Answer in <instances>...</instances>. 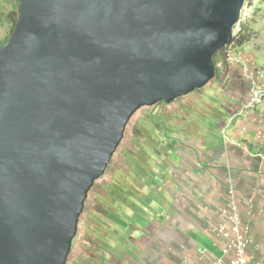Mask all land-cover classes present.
Wrapping results in <instances>:
<instances>
[{
    "label": "water",
    "instance_id": "95a60500",
    "mask_svg": "<svg viewBox=\"0 0 264 264\" xmlns=\"http://www.w3.org/2000/svg\"><path fill=\"white\" fill-rule=\"evenodd\" d=\"M248 0H19L0 45V264H68L132 117L216 77Z\"/></svg>",
    "mask_w": 264,
    "mask_h": 264
},
{
    "label": "crops",
    "instance_id": "0c3cea01",
    "mask_svg": "<svg viewBox=\"0 0 264 264\" xmlns=\"http://www.w3.org/2000/svg\"><path fill=\"white\" fill-rule=\"evenodd\" d=\"M229 87L235 94L221 96L229 110L220 127L178 139L164 160L125 176L124 212L106 228L122 236L99 245L95 264H210L224 257L214 232L233 201L249 228L248 262L264 264V107L245 110L247 85L234 80ZM116 246L123 252L108 250Z\"/></svg>",
    "mask_w": 264,
    "mask_h": 264
},
{
    "label": "rangeland",
    "instance_id": "374dc122",
    "mask_svg": "<svg viewBox=\"0 0 264 264\" xmlns=\"http://www.w3.org/2000/svg\"><path fill=\"white\" fill-rule=\"evenodd\" d=\"M18 8L19 0H0V45L15 30ZM241 29L243 34L252 36V40L242 47L233 46L232 54L251 58L258 70H264V0L246 2ZM220 58L219 72L206 87L169 105L160 103L155 107H144L132 117L109 168L89 193L68 264H95L100 253L99 245L103 242L113 244V235L122 236L120 231L106 234V228L108 230L114 223L112 216L120 217L119 213L124 212L125 176L137 166L142 171L139 166L164 160L170 146L178 139H199L207 131L222 125L223 111L229 109L222 108L221 96L235 94L229 87L234 80L243 85L246 83H243L237 67L228 63V55L222 54ZM240 94L244 96L247 91L244 89ZM105 234L108 235L106 238ZM123 249L119 246L108 248L110 252L119 253Z\"/></svg>",
    "mask_w": 264,
    "mask_h": 264
},
{
    "label": "built area",
    "instance_id": "2783aa9c",
    "mask_svg": "<svg viewBox=\"0 0 264 264\" xmlns=\"http://www.w3.org/2000/svg\"><path fill=\"white\" fill-rule=\"evenodd\" d=\"M242 17L243 9L241 10L240 20L234 28L233 40L237 38L242 31ZM233 46L235 45L230 44L227 46V61L230 65L240 68V76L243 82L248 86V99L244 109L255 110L262 108L264 107V70H258L251 58L243 57L240 54H232L231 49ZM236 116H233L224 124L223 133L225 137L230 126L233 125L232 123ZM230 193L233 195V190H231ZM223 215L226 219L215 228L214 234L215 238L221 243L224 257L212 260L210 264H249L248 250L251 244L248 237L249 228L242 222L238 205L234 201L231 202L223 211Z\"/></svg>",
    "mask_w": 264,
    "mask_h": 264
},
{
    "label": "trees",
    "instance_id": "16d2710c",
    "mask_svg": "<svg viewBox=\"0 0 264 264\" xmlns=\"http://www.w3.org/2000/svg\"><path fill=\"white\" fill-rule=\"evenodd\" d=\"M18 19L15 20V25L17 24ZM252 40V36H249L248 34H243L242 32L240 33V35L237 38H234L233 42L231 44L235 45L236 47H242L244 46L246 43L250 42ZM6 42V41H5ZM4 42V43H5ZM226 49L227 47L219 50L215 55H214V63H215V69H216V76L219 72V68H218V64L221 61L220 56L222 54H226Z\"/></svg>",
    "mask_w": 264,
    "mask_h": 264
}]
</instances>
